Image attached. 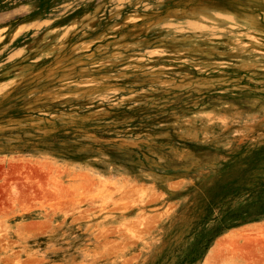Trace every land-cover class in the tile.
I'll return each instance as SVG.
<instances>
[{"label":"rangeland","instance_id":"rangeland-1","mask_svg":"<svg viewBox=\"0 0 264 264\" xmlns=\"http://www.w3.org/2000/svg\"><path fill=\"white\" fill-rule=\"evenodd\" d=\"M261 146L264 0H0V264H264Z\"/></svg>","mask_w":264,"mask_h":264},{"label":"trees","instance_id":"trees-1","mask_svg":"<svg viewBox=\"0 0 264 264\" xmlns=\"http://www.w3.org/2000/svg\"><path fill=\"white\" fill-rule=\"evenodd\" d=\"M238 158V156H237ZM264 161V146L259 147L241 162L226 165V168L243 167L239 171L244 183L239 177L225 184H217V190L207 204L206 211L212 213L217 207L223 211V227L231 228L264 218V176H259L253 187L246 186L258 171L259 165ZM248 176V177H246ZM240 202L237 206L235 202ZM226 205V209L224 206ZM216 230V235L224 229ZM215 235V236H216ZM206 249L208 246L205 247Z\"/></svg>","mask_w":264,"mask_h":264},{"label":"bare ground","instance_id":"bare-ground-1","mask_svg":"<svg viewBox=\"0 0 264 264\" xmlns=\"http://www.w3.org/2000/svg\"><path fill=\"white\" fill-rule=\"evenodd\" d=\"M241 233H242V232H241ZM241 233H240V234H241ZM232 235H233V234H232ZM235 235H236V234H235ZM235 237H237V236H235ZM238 238H239V237H238ZM242 238H243V237H242ZM244 238H245V237H244ZM248 238H249V236H248ZM244 240H245V239H244ZM219 243H220V241H219ZM229 243H230V242H229ZM225 244H228V243H225ZM225 244H224V245H225ZM228 246H229V245H228ZM221 247H223V246H221ZM226 247H227V246H226ZM219 248H220V247H219ZM217 249H218V248H217ZM221 250H223V249H221ZM221 250H220V252H221ZM216 252H217V250H216Z\"/></svg>","mask_w":264,"mask_h":264}]
</instances>
